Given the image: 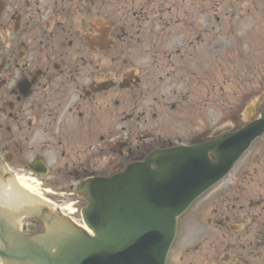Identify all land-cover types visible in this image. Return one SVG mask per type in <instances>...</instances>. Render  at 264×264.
<instances>
[{"label": "rangeland", "instance_id": "374dc122", "mask_svg": "<svg viewBox=\"0 0 264 264\" xmlns=\"http://www.w3.org/2000/svg\"><path fill=\"white\" fill-rule=\"evenodd\" d=\"M32 8L31 13L16 9L21 13H16L14 24L7 19V27L0 26V67L7 57L12 64L17 54L21 57L15 61L24 64L23 36L29 31L31 63L41 52L69 53L63 58L76 80L68 82L81 97L65 103L58 96L61 102H52L53 108L61 104L58 112H51L39 95H28L30 110L22 103H16L14 111L1 106L0 142L9 147L11 173L67 222L84 225L81 211L89 200L78 193V185L109 176L121 163L126 167L137 162L127 153L191 147L236 132L249 123L246 116L254 107L255 119L261 117L264 0H48ZM8 13L0 7V24ZM175 15L178 21L191 22L186 28L177 26L186 41L169 43L176 37L171 25ZM101 32L103 44L96 40ZM38 65L33 68H42ZM102 79L112 85L87 97L84 90ZM9 115L31 116L32 124L18 122L8 131ZM50 116L62 122L55 133ZM120 144L126 146L115 149ZM241 156L213 193L197 199L180 218L168 264H202L198 247L207 239L215 247L230 243L217 237L227 234L228 226L221 222L225 205L229 207L226 198L234 200L235 192L240 199L235 210L241 205L257 216L264 213V135ZM39 160L47 172L33 171ZM47 226L24 216L20 229L31 236Z\"/></svg>", "mask_w": 264, "mask_h": 264}, {"label": "water", "instance_id": "95a60500", "mask_svg": "<svg viewBox=\"0 0 264 264\" xmlns=\"http://www.w3.org/2000/svg\"><path fill=\"white\" fill-rule=\"evenodd\" d=\"M263 133L264 109L259 120L237 133L193 147L157 150L120 174L87 181L79 189L90 199L83 216L93 237L64 232L51 245L47 236L26 238L21 246L25 255L16 257L10 250L7 258L32 264H165L177 218Z\"/></svg>", "mask_w": 264, "mask_h": 264}, {"label": "flooded vegetation", "instance_id": "af4514ba", "mask_svg": "<svg viewBox=\"0 0 264 264\" xmlns=\"http://www.w3.org/2000/svg\"><path fill=\"white\" fill-rule=\"evenodd\" d=\"M1 3L0 0V7L3 10L8 9L10 13L13 12V14L10 16V13L7 14V18L5 19L3 17L2 23L0 24L1 27L5 29L7 27L6 20L11 19L13 20L14 24V18L17 14H20L21 12H30L31 9L35 8L32 6L35 5L36 8L40 6V3L42 1V6L48 1V0H2ZM6 6V7H5ZM100 8H102L100 6ZM16 9L22 10L21 12L16 11ZM171 13V10H168ZM17 13V14H16ZM178 16L175 15L174 18L171 21V25L175 27L174 29V40H169V43H179L184 42L187 39V36L185 33L181 35L179 32L178 27L186 28V26L190 25V20L181 18L180 21H178ZM30 19V18H29ZM32 20V18H31ZM29 22L27 21V25ZM169 25V24H167ZM178 26V27H177ZM27 35L23 36V39L25 40V45L23 46L26 48L25 54H24V64L19 63V61H15L18 59L20 54H17L14 57V62L11 64L8 57L4 59L2 66L0 67V70L2 71L0 79V98H12L16 99L14 100H6L2 101L0 100V107L4 106L8 108L11 111H14L16 109V103H22L23 107L25 104H28L26 99L30 97L37 98L36 95H39V99L43 98V104H47L51 112H54V110H58L61 106L59 103L57 107L53 108L52 102L57 101L61 102V100L64 99L65 103L73 102V97L80 96L79 95V89L75 88L71 85L68 81H74L76 80L75 77H73V74L69 72L68 64L65 63L64 58L65 56L69 55V53L64 52L63 50H57L55 51V54L53 52H41L39 56L37 57L36 63H31V56L33 55L30 51V32H26ZM2 38H5L1 35ZM2 41V39H0ZM11 40V39H10ZM59 59L60 63H54L51 65V61ZM41 60V64H39V61ZM37 64L39 67H42L40 69H34L33 65ZM46 64H48V67H46ZM67 65V66H66ZM20 70V74L17 75V71ZM78 75V73H76ZM110 80L108 79H102L99 82L94 81L90 84L88 87V91L84 90V94L87 97H95L96 95H99L102 93V91L107 89L112 85V83H108ZM6 83V84H4ZM38 85V88H36ZM47 89V90H46ZM76 92V94H75ZM61 95V100H59L58 96ZM81 97V96H80ZM24 98V99H23ZM14 101V102H12ZM79 102V99L75 100V106ZM29 110H30V104H28ZM72 107V106H71ZM75 108V107H73ZM58 112V111H57ZM79 114H82L79 112ZM53 121H48L51 130L55 133L58 129L61 128L62 122H57L58 116H50ZM8 123L10 126L7 127L8 131L15 130L16 124L18 122L20 123H26L28 122L29 125L32 124V117L31 116H16V115H9L7 117ZM0 121H4L3 117L0 116ZM47 122V123H48ZM30 129V126H28ZM3 128V127H1ZM73 128V127H72ZM24 129V128H23ZM2 139L5 140V138ZM73 139V138H71ZM6 144V143H5ZM15 144V140L13 143V146ZM126 146L125 144H120L118 148H115L117 150H120ZM101 148V146H99ZM9 147L8 145H3L2 142H0V151L2 154H0V169H3V173L1 174V178L3 181H8L14 175L11 173V163H8L10 154L9 153ZM15 149V148H14ZM130 154L133 157H136L133 161H139L143 156L142 154L138 153H127ZM34 167V166H33ZM125 167L123 163L116 166L112 171H120ZM29 168V165H28ZM36 169V167H35ZM77 174V172L73 173ZM225 193V192H222ZM221 193V194H222ZM237 192H235V199L230 201V199L227 197L226 199L229 200V207L228 204L225 205L224 211L226 213L225 218L222 220L221 225L228 226L225 228V231L227 234L221 233L220 241H227L230 242L226 244V246L221 247H215V243H213L212 239H207L205 241V246H199L198 248H202V251L200 253V256L202 258V264H264V213L260 216H257L255 214H252V211L245 210L244 206H241L235 210V204L236 202L240 201ZM207 199H210V196L207 197ZM224 199H222L223 201ZM245 200V199H242ZM230 203H233L234 205H231ZM240 203V202H239ZM241 204V203H240ZM252 205V204H250ZM227 206V207H226ZM7 231L12 230V227L8 223H1L0 224V232L1 231ZM231 233V236L227 237L228 234ZM212 237V236H210ZM218 242V241H217ZM220 246V244H219ZM262 250V251H260ZM195 251V250H194ZM194 251L191 254H194Z\"/></svg>", "mask_w": 264, "mask_h": 264}, {"label": "bare ground", "instance_id": "6f19581e", "mask_svg": "<svg viewBox=\"0 0 264 264\" xmlns=\"http://www.w3.org/2000/svg\"><path fill=\"white\" fill-rule=\"evenodd\" d=\"M147 157L145 156V158ZM2 173L3 169H0V224L8 223L12 230L0 232V264H32L28 263V260L25 263L16 260L13 262L7 260L6 257L10 250H15L11 254L16 257L25 255L21 246L23 240L28 237L20 229L21 220L24 216L27 219H31L33 216L44 219L46 226L48 225L44 233V236H47V245H51L54 240L59 241L64 232L67 235L83 233L90 236L93 234L86 223L83 226H76L64 219H56L61 216L57 208L43 200L24 179L12 177L8 181H3ZM86 199L90 200L88 197ZM32 237L29 239L37 240L36 234Z\"/></svg>", "mask_w": 264, "mask_h": 264}]
</instances>
